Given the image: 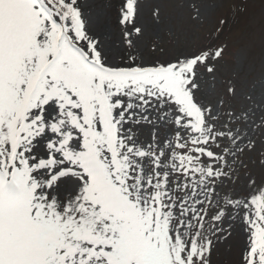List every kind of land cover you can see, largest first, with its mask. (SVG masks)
I'll use <instances>...</instances> for the list:
<instances>
[{"label":"snow or ice","instance_id":"1","mask_svg":"<svg viewBox=\"0 0 264 264\" xmlns=\"http://www.w3.org/2000/svg\"><path fill=\"white\" fill-rule=\"evenodd\" d=\"M140 5L115 59L85 0H0V264H264V104L223 41L146 58Z\"/></svg>","mask_w":264,"mask_h":264},{"label":"rangeland","instance_id":"2","mask_svg":"<svg viewBox=\"0 0 264 264\" xmlns=\"http://www.w3.org/2000/svg\"><path fill=\"white\" fill-rule=\"evenodd\" d=\"M85 2L92 6L97 30L111 46V55L119 59L123 54L120 29L115 22L119 0ZM109 3L111 7L105 9L104 5ZM174 3L141 0L138 23L143 27V35L137 43L145 57L173 53L174 50L167 48L175 39L191 40L187 45L191 48L209 41H223L228 54L221 62L219 77L236 79L243 93L251 94L256 103L264 104V0H180ZM157 8L158 23L153 16ZM222 19L224 25L220 23ZM154 47L155 53L152 52ZM242 99L238 98L237 102ZM244 160L248 168H240L236 178L238 186L245 183L249 173L260 178V170L247 156ZM234 258V242H221L214 249L212 261L213 264H232Z\"/></svg>","mask_w":264,"mask_h":264},{"label":"trees","instance_id":"3","mask_svg":"<svg viewBox=\"0 0 264 264\" xmlns=\"http://www.w3.org/2000/svg\"><path fill=\"white\" fill-rule=\"evenodd\" d=\"M165 2H171V3H174V4H177V3H179L180 2V0H165ZM181 6H182V4H181ZM167 9V8H166ZM189 43H192V41L191 40H188V39H186V40H183L182 38H180V40H178V39H175L173 42H172V46L170 47V48H167V50H169V51H172V50H174L173 51V53L174 52H181V51H187V50H190V49H195V48H191V47H189V46H187V45H189ZM200 47V46H199ZM171 49V50H170ZM161 57H164V56H166V55H164V54H162V55H160Z\"/></svg>","mask_w":264,"mask_h":264}]
</instances>
